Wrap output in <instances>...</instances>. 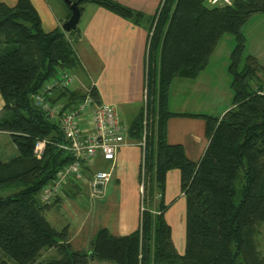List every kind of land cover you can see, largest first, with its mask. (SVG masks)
<instances>
[{"label": "trees", "instance_id": "1", "mask_svg": "<svg viewBox=\"0 0 264 264\" xmlns=\"http://www.w3.org/2000/svg\"><path fill=\"white\" fill-rule=\"evenodd\" d=\"M81 11L99 5L135 24L144 16L113 0H73ZM264 14V0H232L210 6L207 0H161L148 24L144 75V103L128 127V137L141 138L146 119L145 148L138 170H143L142 213L126 235L100 228L89 250H72L68 227L55 229L46 213L58 207L61 196L42 203L39 194L72 155L59 124L37 107L31 96L60 71L80 63L72 36L61 28L44 32L30 0L14 6L0 3V132L8 133L17 155L0 157V188L18 190L0 197V264H264L258 235L264 236V81L253 56L240 67L246 38L242 28L254 14ZM70 16V13H69ZM234 36L227 67L231 75L232 106L221 117L173 113L168 109L169 89L175 78L194 79L205 68L221 35ZM97 103L93 86L87 89ZM86 92L58 89L52 103L74 109ZM171 117H197L204 121L208 140L201 158L190 160L179 144L167 141ZM44 140L40 159L33 154ZM176 169L185 202L184 252L172 243L165 213L166 177ZM43 250L56 255L38 261ZM46 257L48 255H45ZM8 259V260H7ZM12 261L13 263H11Z\"/></svg>", "mask_w": 264, "mask_h": 264}, {"label": "crops", "instance_id": "2", "mask_svg": "<svg viewBox=\"0 0 264 264\" xmlns=\"http://www.w3.org/2000/svg\"><path fill=\"white\" fill-rule=\"evenodd\" d=\"M16 1L0 0V3L14 6ZM60 1L30 0L40 17L41 28L44 32L61 28L60 25L69 17L70 11L67 7L64 8L63 2ZM113 1L142 14L144 19L140 24H135L99 5L85 4L79 19V22H82V27L78 28L79 35L72 36L73 48L80 65L74 70L76 80L70 86V89L86 92L88 87L93 86L96 89L100 103L110 104L117 109L118 104L127 105L134 102L140 104L141 100L144 99L145 60L149 35L148 24L161 0ZM85 7H88L86 12ZM88 67L97 70L99 73L95 81L88 80L89 77L84 71ZM201 75L202 72L194 79L175 78L172 81L168 99L170 112L206 115H211L212 112H221L217 116L221 117L231 108L232 103L230 106L226 103L223 107H218V109L214 106V101L208 96L210 90L214 87L213 82L201 81L203 79ZM177 79H180L181 82ZM3 105L4 102L0 96V113ZM128 135L127 132V145L117 151L114 167L118 163H130L132 161L134 162V165H132L139 170L141 150L139 147H131L133 144L135 145V140L130 139ZM8 139H10L8 133L0 132V146L9 145L10 154H15L14 156H16L17 150L13 143H9ZM167 141L169 144L181 145L186 156L190 160L197 162L208 143L204 134V121L197 117L169 118L167 121ZM4 154L6 155V153ZM9 159L2 160L8 161ZM103 162L105 163H102L101 167L103 168L101 169L107 171L106 168L108 166L110 169V163ZM136 177L135 173L131 172L129 179L132 188L135 186ZM124 178L123 172L119 171L116 181L122 189L126 188ZM84 184L82 187L72 186L71 184L66 185L58 207L62 206L69 215L78 217L80 214L78 206L81 205L82 198L87 197L84 195L88 194ZM88 198L91 199L89 196ZM164 202L167 205L165 218L171 226L172 243L176 252L181 255L184 252L185 202L184 195L180 191L179 171L176 169L167 173ZM122 208V213L118 217V232L114 235H126L136 229L139 223V207L136 199L134 200V205L131 202H125ZM81 217L83 218L80 228L72 236L69 234L68 237V243L71 248L76 240L80 241V238L81 241L77 243L82 245L87 242L90 244L94 238L93 235L85 232L87 230V218L84 215ZM89 247H87V250H89ZM47 251L50 252L52 250Z\"/></svg>", "mask_w": 264, "mask_h": 264}, {"label": "rangeland", "instance_id": "3", "mask_svg": "<svg viewBox=\"0 0 264 264\" xmlns=\"http://www.w3.org/2000/svg\"><path fill=\"white\" fill-rule=\"evenodd\" d=\"M62 5L64 8L67 7L64 3H62ZM87 8L88 7L84 8L85 12L86 10H88ZM80 27H82L81 21L78 22V28ZM242 32L246 38V43H245V50L243 52L240 67H242L246 62L247 56H253L256 59L258 65L264 67V14L258 13L251 16L247 21V23L242 28ZM234 45H235V39L233 35L229 33H225L221 35V37L218 39L215 45V48L211 56L208 59L205 68L201 71L202 72L201 76H203L202 77L203 79H201V81L213 82L214 87L210 90V94H208V96L209 98H211V100L214 101V106H216L217 109L218 107H223V105H225L226 103H228V106H230L232 103V99H233V92L231 89L232 78L227 71V67L230 63L229 57ZM84 71L85 74H87V76L89 77L88 79V77L86 76L88 80L95 81L98 78L99 73L97 72V70L88 67V69H85ZM68 73L74 75L73 70L72 71L68 70ZM259 76L261 81H264V70L261 71ZM53 80L54 79L52 78L46 83H51ZM176 101L178 102L177 99ZM142 105H143V100H141L140 104L137 102L130 103L127 105L118 104L117 109L115 110L117 112V115L119 116L121 123L129 127L134 117L139 112ZM220 113L221 112H212L211 115L217 117L220 115ZM8 141L10 144L12 143L11 139H8ZM136 142L137 141H135V143ZM134 146L138 148V146L134 144L131 147ZM4 153H6V155ZM14 155L15 154H10L9 145L6 146L4 144L0 146V157L3 160L14 157ZM102 163L105 162L99 160L94 167L101 169L103 168L101 167ZM132 164L134 165V162L132 161L130 163H118L116 167H113L110 181L106 185L104 195L101 199L91 200L88 198V194L84 195L87 197L86 198L83 197L81 205L78 206L80 213L78 217L69 215L65 211V209L62 206H60V207H54L53 209H51L49 212L46 213L47 220L57 230H61L67 226L69 229V234L70 236H72L75 233V231H77L80 228L81 226L80 224L83 218L81 216L84 215L88 220L87 221L88 223L86 225L87 230L85 231L86 233H90L94 237L96 232L100 228H107L110 233L116 234L118 232V217H120L122 213L123 203L131 202L134 205V200L136 199L140 213V204H141L140 182L137 173L138 170ZM106 169L108 171L109 166ZM119 171H122L125 176L124 179H125L126 188L124 189H122L116 181V176L118 175ZM131 172L135 173V175L137 176L134 188H132L129 179ZM17 190L18 188L14 186L0 188V197H6L8 195H11L15 193ZM257 237L259 239L257 242L258 249L261 251V254L264 256V236L258 235ZM80 241L76 240L72 245L71 249L86 251L87 247L90 246L89 242L84 243L82 245L77 243ZM45 255L48 256L46 257ZM55 255H56L55 250H52L50 252L43 250L41 252V257L38 261L49 259L50 257ZM10 262L13 263L12 261ZM89 264H111V263L93 261L90 262Z\"/></svg>", "mask_w": 264, "mask_h": 264}, {"label": "built area", "instance_id": "4", "mask_svg": "<svg viewBox=\"0 0 264 264\" xmlns=\"http://www.w3.org/2000/svg\"><path fill=\"white\" fill-rule=\"evenodd\" d=\"M210 6L230 5L232 0H207ZM51 83L31 96L33 103L45 112L47 117L59 124L65 143L60 148L69 152L73 160L57 173L55 178L47 184L39 194L42 203H49L56 196L64 195L66 185L86 187L91 199H101L106 185L110 181L117 151L127 145L126 134L128 127L118 118L115 108L106 103H97L86 90L84 98L74 109H64L63 104L52 103L54 92L58 89L69 88L76 80L68 71H60ZM263 94V91H259ZM145 97L143 99L144 103ZM146 119L143 118L141 138L135 143L141 150L145 148ZM45 141L35 143L33 154L40 159L44 153ZM101 159L110 163L108 171L98 169L96 162ZM143 170H141L140 194L143 195ZM140 205V213L143 211Z\"/></svg>", "mask_w": 264, "mask_h": 264}, {"label": "water", "instance_id": "5", "mask_svg": "<svg viewBox=\"0 0 264 264\" xmlns=\"http://www.w3.org/2000/svg\"><path fill=\"white\" fill-rule=\"evenodd\" d=\"M62 2L67 6L70 11V16L65 22H63L60 27L65 34H70L77 26L80 19V10L78 8V3L73 0H62Z\"/></svg>", "mask_w": 264, "mask_h": 264}]
</instances>
